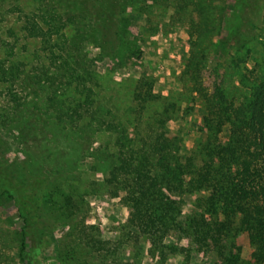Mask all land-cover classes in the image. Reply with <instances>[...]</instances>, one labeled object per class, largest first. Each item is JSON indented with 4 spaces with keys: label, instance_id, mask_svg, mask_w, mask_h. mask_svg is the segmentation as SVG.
<instances>
[{
    "label": "rangeland",
    "instance_id": "1",
    "mask_svg": "<svg viewBox=\"0 0 264 264\" xmlns=\"http://www.w3.org/2000/svg\"><path fill=\"white\" fill-rule=\"evenodd\" d=\"M62 1L66 22L74 20L79 24L83 13H89L96 20L98 15L101 17L111 12L106 8L99 13L97 0ZM134 1L132 5L125 0L121 2L128 40L120 49L109 44L99 45L83 30L84 34L80 35L83 52L95 60L96 73L106 78L100 87L99 99L105 104L101 107L110 109L111 103L107 100L111 96L122 105L119 111L111 108V112L102 113L103 116L122 120L123 110L140 77L154 82L155 94L171 97L184 90L183 97L198 101L201 95L195 93L191 96L188 93L190 84L180 83L178 76L189 57L205 49L206 41L201 43L202 48L196 46L200 44L198 35L203 23L214 30L213 34H222L224 29H228L232 42L224 50H216L215 70L209 63L201 68L199 84L194 88L202 89V93L211 98L222 78L229 80L235 75V80L228 83H237L240 76L251 80L255 62L263 67L264 0H244L246 3L240 8L232 6L233 0H205L211 5L201 16L192 8L195 0ZM12 3L7 0L0 12H5ZM108 3L110 5V0ZM18 5L25 12L32 9L30 0H20ZM220 10H227L226 18L222 19L224 13L221 14ZM20 24L21 20L15 13L1 23L0 58L5 56L4 49L7 48L1 46L3 41L5 45H13V56L8 57L10 62L23 60L35 65L36 57H39L42 63L38 67L45 69L42 77L50 80L39 91L32 84L24 89L22 86L35 75L34 68L27 64L23 68L24 78L14 83L13 90L21 98L27 93V98L21 99L26 104L12 124L0 122V264H65L58 246L70 243L73 233L77 235L79 232L87 239V248L91 252H87V248L84 251L90 260H95L94 264H230L234 260L237 261L232 264H258L250 258L251 250L245 234L238 235L232 242L230 248L234 256L229 257L226 252L220 262L216 248L209 240L213 231L208 220H205L207 235L196 247L180 232L183 227L176 223L166 231L157 228L156 241L161 240L166 247L162 248V253L154 246L153 239L133 221V212L126 204L127 197L108 175L114 163L110 157L115 150L114 140L103 130L90 134L83 124L64 126L45 112V96L55 88L61 90L67 82L54 66L49 65V55L42 49L39 39L30 38L20 31ZM251 37L255 42L252 47L249 46ZM239 40H246V46L252 52L245 63L240 62L245 59L244 52L237 55L232 48ZM219 42L217 38L213 40L211 47L204 50L206 56L212 50L214 53L213 47ZM210 61L208 57L207 62ZM25 76L27 80H24ZM2 88L0 84V90ZM218 95L215 94V99ZM66 97L64 93L62 98ZM2 100L0 98V104ZM156 106L158 102L152 103L148 111H154ZM186 108L182 104L176 115L178 118L172 116V120L160 130V140L169 142L174 136L178 137L179 150L171 164L176 170L184 168L186 157H203V154H195L193 149L197 138L207 133L201 132L205 111L199 108V102L191 111ZM118 133L123 138L133 137V130L123 124L119 126ZM162 143L160 141L159 145ZM219 144L224 146L226 139L221 136ZM187 187L188 182L184 181L179 195L166 194L167 199L178 206L177 221L190 214L198 216L197 198L207 196L205 192L189 193ZM87 237L100 239L105 244L95 246L102 249L99 255H104L107 249L112 250L107 259L99 260ZM22 243L25 247L20 253Z\"/></svg>",
    "mask_w": 264,
    "mask_h": 264
},
{
    "label": "trees",
    "instance_id": "2",
    "mask_svg": "<svg viewBox=\"0 0 264 264\" xmlns=\"http://www.w3.org/2000/svg\"><path fill=\"white\" fill-rule=\"evenodd\" d=\"M10 1L12 5L5 12H0V25L8 15L15 13L21 20L20 31L30 38L39 39L42 49L49 55V65L54 66L67 82V86L61 87V90L55 88V91L45 96V112H49L50 117L62 122L64 126L83 124L90 134L103 130L114 140L116 151L109 154L114 163L108 175L127 197L126 204L133 212V221L153 239L154 246L162 253V248L166 247L161 240L156 241L155 234L159 232L157 228L166 231L173 223L183 227L180 232L195 246L207 235L205 220H208L213 231L209 240L216 248L220 262L226 252L229 257L234 256L230 248L232 242L238 235L245 234L251 250L250 258L255 263L264 264V56L261 57L263 67L255 62V68L250 73L251 80L240 76L237 83H228L235 80V75L229 80L222 78L219 83L221 86L216 85L209 98V95L202 93V89L194 88V85L199 84V72L207 63L216 68V50H224L232 41L228 29H224L222 34H213L214 30L208 29L206 23H203V29L198 35L200 44L196 46L202 48L201 43L206 41L203 46L205 49L200 54L193 53L178 76L180 83L190 84L188 93L191 96L198 93L201 98L198 101L186 99L182 95L184 90L171 97L155 94L154 82L147 77H140L123 110L122 120L116 118V121L102 113H110L111 108L119 111L122 105L111 96L107 100V103H111L110 109L101 107L105 104L99 99L100 87L106 78L96 73L93 66L95 60L83 52V38L80 35L88 33L99 45L109 44L120 49L128 40V29L123 20V0H110V5L109 0H97L99 13L106 8L111 12L101 17L97 13L96 20L89 13H83L79 24L74 20L65 21L62 0H30L32 9L29 12L18 5L20 0ZM125 1L129 5L135 2ZM6 2L0 0V10ZM245 3L244 0H233L232 6L240 8ZM191 5L201 16L209 10L211 4L205 0H195ZM220 13H224L222 19L226 18L227 10H220ZM215 38L220 42L214 45V53L212 50L206 56L204 50L211 47ZM245 42L239 40L232 47L237 55L244 52L245 59H239L242 63L247 62L252 54ZM1 43V46L7 48L4 49L5 56L0 58V84L3 85L0 90V98L3 99L0 104V122L12 124L14 117L26 104L21 99H26L27 93L21 98L13 91L14 83L24 78L23 68L31 64L35 71L28 84L22 86L24 89L32 84L39 91L50 79L42 77L45 69L38 67L42 63L39 57H36L35 65L34 62L23 60L10 62L8 57L13 56V45H5L3 41ZM249 43L251 47L254 45V37H251ZM129 53H132L130 49ZM254 55L258 53L254 52ZM208 57L210 62H207ZM27 78L25 76L24 80ZM23 88L21 91L24 93ZM64 93L68 97L62 98ZM217 93L218 99H215ZM157 102L156 109L149 112L151 104ZM198 102L199 108L205 111L201 132L207 133L197 138L193 151L195 154H203V157H186L184 168L176 170L171 164L179 150L178 137L174 136L169 142L160 140V130L172 120V116L178 118L176 115L181 111L182 104L186 105L185 110L191 111ZM122 124L133 130L132 138L120 137L118 128ZM221 136L226 139L224 146L219 144ZM160 141L163 142L161 145ZM184 181L188 182L187 192H205L207 196L197 198L200 211L198 216L190 214L177 221L178 206L170 202L166 194H172L173 197V194L179 195ZM73 235L70 243L58 246L65 264H94L95 260H90L84 251L88 244L86 237L80 232ZM89 240L93 247L104 244L100 239ZM24 247L22 243L20 253ZM94 249L102 261L112 252L107 249L104 255H99L102 249ZM89 250L87 248L86 251L91 252ZM235 256L238 258V255Z\"/></svg>",
    "mask_w": 264,
    "mask_h": 264
}]
</instances>
